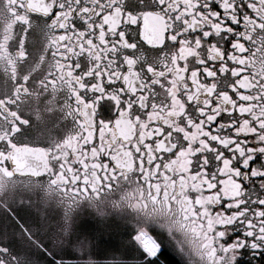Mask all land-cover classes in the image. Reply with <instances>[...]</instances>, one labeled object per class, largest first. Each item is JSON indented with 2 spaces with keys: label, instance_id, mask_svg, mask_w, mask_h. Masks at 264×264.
<instances>
[{
  "label": "snow or ice",
  "instance_id": "snow-or-ice-1",
  "mask_svg": "<svg viewBox=\"0 0 264 264\" xmlns=\"http://www.w3.org/2000/svg\"><path fill=\"white\" fill-rule=\"evenodd\" d=\"M0 81V207L65 209L51 251L0 227V264H264V0H0Z\"/></svg>",
  "mask_w": 264,
  "mask_h": 264
},
{
  "label": "rangeland",
  "instance_id": "rangeland-1",
  "mask_svg": "<svg viewBox=\"0 0 264 264\" xmlns=\"http://www.w3.org/2000/svg\"><path fill=\"white\" fill-rule=\"evenodd\" d=\"M45 192L40 189H25L18 188L15 194V198L9 203L11 212L15 213V219H13L11 213L7 212L4 208L0 207V227L5 224L9 226H16L17 223L23 224L25 227H29L34 233H36V239L45 244V247H49L53 242L50 239L52 234L58 233L61 230V225L64 221L65 209L62 205L55 201L45 199ZM95 209L88 206H81L73 210V219L75 221L74 227H93L95 225ZM17 236L19 235V228H16ZM122 238L118 235L109 234L105 232L101 236V247L111 248L116 246ZM123 239H127L124 237ZM74 235L69 232L65 234V245H72ZM178 247L182 254L186 256L188 261V255L186 248H181L178 245L172 244L167 247L170 254L175 256L184 262L183 255L176 252ZM76 251V255L64 256L66 261H70L71 264H77L78 261L87 260L89 257L81 252L79 249H73ZM131 250H128L125 256H113V255H99L93 256V259L104 261V264H110L111 261L118 259H128L131 257ZM37 259L40 260V264H48L50 257L41 256L38 252L35 253ZM60 259V257H56ZM198 259V258H197ZM186 264V263H185ZM187 264H191L188 261Z\"/></svg>",
  "mask_w": 264,
  "mask_h": 264
},
{
  "label": "flooded vegetation",
  "instance_id": "flooded-vegetation-1",
  "mask_svg": "<svg viewBox=\"0 0 264 264\" xmlns=\"http://www.w3.org/2000/svg\"><path fill=\"white\" fill-rule=\"evenodd\" d=\"M147 47L150 48L151 46H147ZM2 86H3L2 85V81H0V87H2ZM160 236H161V238H164V232L163 231H161ZM176 248H177L176 252L178 254L183 255L182 252L180 251V249L178 247H176ZM185 257L186 256L183 255L184 262L187 264L188 261L190 262V260H189V257H188V261H187V259ZM160 259L164 262V264H167V263H171V264H185L182 261L180 262V260L178 258H176L175 256H173L172 254H170V252L168 251L167 247H163L162 248V251L160 253ZM245 264H246V262H245Z\"/></svg>",
  "mask_w": 264,
  "mask_h": 264
},
{
  "label": "trees",
  "instance_id": "trees-1",
  "mask_svg": "<svg viewBox=\"0 0 264 264\" xmlns=\"http://www.w3.org/2000/svg\"><path fill=\"white\" fill-rule=\"evenodd\" d=\"M167 264H171V263H167Z\"/></svg>",
  "mask_w": 264,
  "mask_h": 264
},
{
  "label": "water",
  "instance_id": "water-1",
  "mask_svg": "<svg viewBox=\"0 0 264 264\" xmlns=\"http://www.w3.org/2000/svg\"><path fill=\"white\" fill-rule=\"evenodd\" d=\"M42 175H44V174H42Z\"/></svg>",
  "mask_w": 264,
  "mask_h": 264
}]
</instances>
